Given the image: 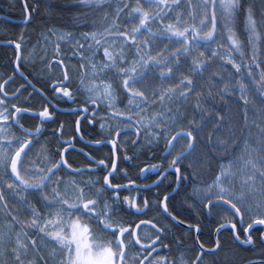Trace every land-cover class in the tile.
<instances>
[{
  "label": "snow or ice",
  "instance_id": "obj_1",
  "mask_svg": "<svg viewBox=\"0 0 264 264\" xmlns=\"http://www.w3.org/2000/svg\"><path fill=\"white\" fill-rule=\"evenodd\" d=\"M72 6L84 10L75 17L81 26L91 18L93 30L81 39L55 28L42 32L57 40L41 80L21 71L28 57L22 43L9 42L16 60L12 75L0 77V264H177L161 255L177 227L193 241L186 251L195 253H181L180 264H235L236 249L255 246V232L264 245V0H74ZM22 7L28 25L39 5L23 0ZM61 42L73 45L67 61ZM17 75L24 83L9 91ZM257 103L258 119L250 121ZM25 116L37 124L26 126ZM252 123L259 129L255 142ZM94 148L108 152L97 158ZM74 151L84 157L78 167L69 159ZM133 166L135 179L128 173ZM176 197L195 217L187 227L188 217L170 203ZM201 217L221 221L207 240ZM144 229L149 235L142 237Z\"/></svg>",
  "mask_w": 264,
  "mask_h": 264
},
{
  "label": "flooded vegetation",
  "instance_id": "obj_2",
  "mask_svg": "<svg viewBox=\"0 0 264 264\" xmlns=\"http://www.w3.org/2000/svg\"><path fill=\"white\" fill-rule=\"evenodd\" d=\"M20 3L21 4H19L17 2V0H0V15H2V16L5 15L7 17L13 18L10 15L9 11H12V12L15 11L16 14L21 15L18 12L21 10V8H23L21 0H20ZM23 16H24V9H23V15H21V17H23ZM14 18H16V17H14ZM18 19H23V18H18ZM4 22H9V21H7L4 18L0 19V31L4 28V25H3ZM9 23H11V22H9ZM11 24H13V23H11ZM21 25H23V24H21ZM27 37H28V34H26L25 36L23 34V40H21L20 38H18L19 40H15L10 36L9 37L5 36L4 38H0V42H4V41L10 42L11 41V42L22 43L23 55L25 57H28L29 62L28 63L21 62V71H23L24 74L29 77V79H33V82H37V81L42 79V77L40 75L41 69L43 70L44 74L48 73V68L46 67L47 61L51 60L55 53L52 54V56L50 58L48 57L49 56L48 55L44 59V61L42 62L41 58L45 57L44 51L43 50L38 51L39 49L38 50L35 49L36 54H31L33 52L31 47L33 45H30L28 43L25 44L23 42ZM68 56L69 55L64 56L65 61H67ZM15 58H16L15 46L12 43L0 45V77H3L4 79H6L9 75H12L13 68L15 67V64L13 63L15 61ZM73 63H76V61H73ZM77 66H78V63H77ZM33 73L36 74L35 78H33V75H32ZM0 82H2V80H0ZM23 83H24L23 79L17 75L14 78L13 83L8 86L9 91H14L15 87H17ZM37 86H39V84ZM24 95H27V93H24ZM34 103L36 104V107H39V104H40L39 98H36ZM68 106L75 107V105H65V104H63V102H61V107H68ZM57 119H58V121L68 122V121H74L75 117L74 116H66V115H58ZM23 122L26 123V126H31V127H34L37 124L36 120H32L27 116L23 117ZM113 123H115V122H113ZM58 126H59L58 123L46 125L48 132L45 133V136H49L50 132ZM72 127H74V124L72 125ZM83 128H84L85 132H87L89 134L92 133V129L88 126V120L86 118L84 119ZM10 131H17V130L10 129ZM65 131L66 132L69 131V128L67 126L65 128ZM96 131L99 132V124L96 125ZM97 138H99V137H97ZM134 138H135L134 136L127 137L128 143H129V149L131 146V140ZM51 139L53 142L52 146L55 147V138L53 137ZM85 139H88V137H85ZM121 139L123 140L125 138L122 137ZM82 146H83V142L76 145L77 149H79ZM162 148H163V144L160 145V149H162ZM38 149H39V145L34 146L32 152H30V154H29L30 157H33L35 152ZM87 150L88 149H86V151ZM92 151L97 155V158H100L108 152V148H94V149H92ZM69 159L72 161H75V166H77V167L80 166L81 164L85 163L84 157L77 155V153L75 151L69 153ZM140 159H141V161H144L143 156ZM147 162L148 163H154L155 161L149 160ZM120 167L125 168V167H127V165L122 162ZM139 167H143V163H140ZM138 171H139L138 167H135V166L128 168L129 176L133 179L136 178ZM201 172L203 174V171H201ZM152 179H155V176H152L149 180H144L143 178H141L137 182L138 183H150ZM116 182L126 183V181L119 180V178H117ZM207 183H211V180L207 181ZM172 187H175L174 183L172 184ZM154 191H155V189H154ZM126 194H128V193H123L122 195H126ZM131 194L135 195L136 193H135V191H133ZM32 195H34V194H30L29 198H32ZM162 196H163V191H161V197ZM183 199H184L183 197H176L174 199V201H172L170 203H172L174 205V207L177 211L181 212L183 217H188V219H186V222H185V227H187V223L190 220L195 219V217L189 216V213L186 210V208H181L180 201ZM33 202L35 203L36 201L33 200ZM10 203H14V201H10ZM153 215H154L153 212H149V214H148L149 217H151ZM144 218L145 217H139V218H137V217H125V219L130 220V221L136 220V219H144ZM200 219H201L203 226H204V233H203L202 239L207 240V238L209 236V229L211 228L214 231L217 224L220 223L221 221L215 220L212 217H201ZM194 234L195 233H193V235ZM145 235H149V233L147 232V229H144L141 231V236L143 237ZM222 235L227 236L228 233L225 232V233H222ZM253 235H254V238L256 240L255 246H245V247H240V248L236 249V255L235 256H237V259H239V258L241 259L243 253H248L249 255H251L250 257L242 258L240 263H238V264L264 259V247L261 246V244L259 243V232H255V233H253ZM170 239H171L170 250H168L164 253H161V255H168L170 258H175L177 260V264H180L181 253H183L185 258L194 257V255H195L194 252L186 251L187 247L190 246L193 243V241L191 240V238H189L185 234V232L182 228H179V227L174 228ZM177 240L183 241V245L181 247L176 246ZM164 243H169V241L166 240V241H164ZM206 247L210 248V247H212V244L211 243L206 244ZM220 255L223 256V252ZM211 259H213V258L212 257H205V261H209Z\"/></svg>",
  "mask_w": 264,
  "mask_h": 264
},
{
  "label": "trees",
  "instance_id": "obj_3",
  "mask_svg": "<svg viewBox=\"0 0 264 264\" xmlns=\"http://www.w3.org/2000/svg\"><path fill=\"white\" fill-rule=\"evenodd\" d=\"M19 4L20 0H17ZM30 6L39 5L38 11H36L33 14V18L30 24L28 25H21L19 23L11 24L9 22H4V28L0 31V38L12 37L15 40H19L18 38H21V35L28 34V37L23 41L25 44L28 43L30 45H34V43H37L39 41H43L42 38V32H46L48 28H55L60 29L65 32H72L74 34H80L83 32H88L90 30H93L92 20L89 19V26L83 27L82 21H78L75 19L78 11H84L83 9H77L73 7L74 0H28ZM50 6L47 9V12H50L49 14H46V8L45 6ZM18 11V10H17ZM10 15L13 17L23 18L21 15H23V8H21L20 11H18L21 15L16 14L15 11H9ZM91 17V13L88 14ZM103 17V13H98L96 17V26L101 25V20ZM237 27L240 29V32H238V35H240L241 32H243V24H237ZM246 33L241 37L246 38ZM245 51L249 52V49H245ZM67 51H65L64 56L67 55ZM239 54H237L238 56ZM230 67V66H229ZM234 82V81H233ZM219 99V97H217ZM123 106V105H121ZM257 106L259 107V104L257 103ZM251 107V106H250ZM233 109L235 110V106H233ZM250 119V115H249ZM211 128V126H209ZM203 176L207 181L211 180V174L207 173L203 169ZM264 247V245H261ZM248 253H243L242 258L250 257ZM235 264L240 263L241 259H237V256L234 257Z\"/></svg>",
  "mask_w": 264,
  "mask_h": 264
},
{
  "label": "rangeland",
  "instance_id": "obj_4",
  "mask_svg": "<svg viewBox=\"0 0 264 264\" xmlns=\"http://www.w3.org/2000/svg\"><path fill=\"white\" fill-rule=\"evenodd\" d=\"M195 2V0H194ZM103 19V17H102ZM101 24L103 23V20H101L100 22ZM100 26V25H99ZM97 26V27H99ZM57 30H60V29H57ZM63 31V30H61ZM74 34V33H73ZM77 39H81V33L80 34H74ZM50 36V41L49 40H45L44 37L42 36L43 38V41H39L37 43H34V45L31 47V49H36L38 51H41L43 50L44 53H45V49H47V56L50 58L52 56V54H54V49H55V44H56V40L57 38L55 36H51V34H49ZM83 42V41H82ZM61 49H62V53L65 54V51H67V55H70L73 51V45L71 44H67L65 42H61ZM31 54H36V51H34V53L32 52ZM259 107L256 105V108H252V106L250 107V110H249V115H250V121H255L258 119V112H257V109ZM250 130H251V133H252V138H253V142H255V140L257 139V134H258V131L259 129L256 127V124L252 123L251 126H250Z\"/></svg>",
  "mask_w": 264,
  "mask_h": 264
},
{
  "label": "water",
  "instance_id": "obj_5",
  "mask_svg": "<svg viewBox=\"0 0 264 264\" xmlns=\"http://www.w3.org/2000/svg\"><path fill=\"white\" fill-rule=\"evenodd\" d=\"M21 2L23 3V0H21ZM6 19L7 21H9V22H11V23H19V24H23V25H25L22 21H23V19H16V18H10V17H7V16H5V15H0V19ZM7 43H9V42H6V41H4V42H0V45H4V44H7ZM14 46H15V43H12ZM15 60H16V58H15ZM255 261H257V262H264V260L263 261H260V260H255ZM244 264H250V262H246V263H244Z\"/></svg>",
  "mask_w": 264,
  "mask_h": 264
},
{
  "label": "bare ground",
  "instance_id": "obj_6",
  "mask_svg": "<svg viewBox=\"0 0 264 264\" xmlns=\"http://www.w3.org/2000/svg\"><path fill=\"white\" fill-rule=\"evenodd\" d=\"M264 260V259H263ZM263 260H260V261H263ZM246 263V262H245ZM242 264H244V263H242Z\"/></svg>",
  "mask_w": 264,
  "mask_h": 264
}]
</instances>
